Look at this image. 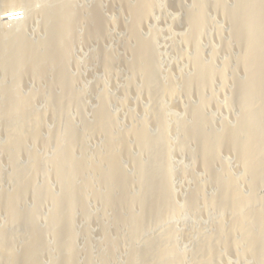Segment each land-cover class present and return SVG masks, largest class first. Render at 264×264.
Segmentation results:
<instances>
[{
  "label": "bare ground",
  "instance_id": "6f19581e",
  "mask_svg": "<svg viewBox=\"0 0 264 264\" xmlns=\"http://www.w3.org/2000/svg\"><path fill=\"white\" fill-rule=\"evenodd\" d=\"M111 1V4L113 5L118 3V7H122V9H124L128 14L127 16L129 19L131 34H125L127 35V38L126 47L124 49H127L131 52L128 54H131V57L129 58L131 63L130 70L132 72L131 78L140 83L141 89L143 91L139 90L140 92H138L141 93L142 91V93L147 96V98L145 96L144 97L152 102V106L149 114L143 112V118L141 119L142 126H140L141 128L131 130L130 138L127 140V137H123L120 131L117 130L111 123L109 117L110 104L106 99L103 100L98 130L103 133L104 139L102 155L99 154L102 156V159L100 157L98 158L100 160V166L98 167L93 168L91 161L88 163V146L86 147L85 143L87 132L85 131L84 126L82 131L84 134V142L82 140L84 153L83 156L79 155L81 157V161L76 162L75 160V157L77 158L78 156L75 155L79 154V150H77L78 153H75L77 148L75 150L73 148L74 142L72 140L70 130L71 126L69 117H72L70 116V112L72 107H74V98L71 92V87H73V85L71 84V87L69 85V69L73 67V53L78 50V34L76 32L78 31V27L83 26V28H86V44H91L92 41L93 44H96L94 41H97L103 46V43H105L103 40L107 36L106 32L108 31L106 23L107 19L104 16V7L106 1L95 0V4L93 5L92 9V18H89V21H84V24H82V21V23L79 24V20L76 21L77 16L74 17L75 11L72 9V5L76 6V4L73 3L72 0H57L55 1L56 5L54 9L48 8V5L42 6L43 8L41 10L38 9L39 11L36 10L30 16H28V20H26L23 25L19 27L20 29L15 28L16 30L19 29L18 31L8 30L4 34L3 39L0 40V100H2V104L0 105V108H2L0 111L2 112L0 113L3 115L0 126L2 125L6 129V132L8 131L7 138L5 139L6 141L4 140V142H6L5 154L6 158H10L13 161V170L15 176L14 190L11 197L13 199V207L11 205L12 213L7 216V219H9L8 223L12 225L11 227H14V224H19V222L24 221V216L26 217L25 214H20V210L23 209L22 204H19L20 198L24 197L25 199V196L23 195H25L28 190L33 189L36 193V188H38V185L36 186L37 181H35V174H28L29 176L23 183L18 181V175L16 172V169H18L16 168L18 154L21 150L25 151L26 149H29L26 148L29 146L27 143L29 139L36 144L39 142L40 136H42L40 132L41 130L33 125V116L24 114L20 108L21 96L23 92L21 86L22 81L25 80L24 78L27 76H33L39 81L40 87L42 85L44 86L45 84H51V92L53 93L52 98H54L56 101H60L58 103H62L60 110L55 108V111L61 112V114H59L60 112L58 113L59 118L61 119V125H58V127L55 129V151L57 157L56 159L54 158L53 161L54 167L56 168V173L62 180L61 183H63L62 185H59V187L62 186V189H60V193H58L61 195L62 209L59 208V211L57 212L53 211V221L51 220L54 226H51L53 227L52 231L56 234L57 240L59 242V250L54 257V259L56 258L57 261L54 259L50 261L49 259L48 261L50 264L78 263V252L75 243V231L77 227L75 220V209L78 206L75 205V201L76 199L78 200L76 202L79 203V209H81V212L84 213L87 218L89 213V190H92L93 197L91 198L96 197L98 200H103L102 213L105 221L103 223V228L101 229V232L103 233L102 236H104L101 239V241H103L102 244L109 246L110 242L114 240L118 245L117 251L120 248V245H125L126 251L129 253L127 262H124L125 264H172L173 262H176L174 261L177 256L175 255L176 244L174 243L175 239H173V227H168L167 229L164 228L163 230H160L156 236L154 235L144 240L146 243L144 250L141 251L136 246V243L139 240L138 238H140L139 236L145 232L144 229L147 227V225L149 226L150 223L155 222H151L152 220L158 219L161 216L165 217L170 213H173V205L171 201L174 200L172 199L174 197L171 195V193L174 194V192H172L173 180L171 181L170 173V130L172 131L173 127H171L172 125H169L170 122L167 118V111L165 108L167 106L165 105V94L168 93H165L160 77L156 35L154 36L155 39L152 36L154 42L148 47H144L141 41L140 32L143 25H147V23L152 24L151 20L153 19V15H155L156 12L152 6L154 7L155 5L153 4L155 3L152 0L150 2L152 6L150 5L151 8H149L147 7L149 5H146L143 3V1L141 2L138 0ZM219 1H216L217 3H215L216 5L218 4L217 6H219V3H221ZM227 1L229 3L230 0ZM233 1V11L230 9L231 12H228V10L222 9L220 6L219 8L217 6H210L209 4L204 3L201 4V2L199 3L196 0H192L193 10L188 15L185 14L186 24H184L187 25L185 27H188L190 30V33L186 36H188L187 39L189 45L195 49L196 53L194 52L195 56H193L195 58L194 62H191L192 64L190 69L192 71V80H189L190 84L188 82V85L185 87V84L182 81L179 83L183 86L182 88L186 95H189L195 91L199 95V104L201 105L199 106L200 109L199 112H197L198 114L194 115L193 111L192 113L191 111L188 112L189 115L186 120V127L183 130V134L180 138L182 140L181 144L183 145L180 147L184 148L189 146V136H193V138H195L194 141L196 140L197 143L196 153L193 151L196 157V165H198L200 168L209 169L212 172H210V174L211 177L213 176V181L217 184L214 194L215 199L212 203L209 202L210 205H207L208 200H206L207 195L205 194L206 192L204 187H195L193 194V205L201 207L203 211L200 210V212L203 213L205 210L207 211L212 207L218 209V211H228L227 219L224 218L227 215L223 218L221 215H217V222L210 230L211 236L209 237V241H198V244L200 243V253L195 256L196 264H219V261L222 257L224 258L225 252H227V250L232 251L231 254L234 252V258L239 264H252L253 262L256 264H264V195L260 196L258 193H256L258 188L264 187V0ZM20 2L25 4V8V6H27L26 4H30L32 0H0V3L6 10L9 11L10 14L13 13L14 6L16 7L15 4ZM176 3L179 4L178 6H180L181 2L180 0H176ZM78 8L80 9V6ZM78 8L77 6L76 9L74 7L75 10ZM207 10H216L218 13H220V15L225 17L228 23L231 25L230 28L232 27V34L230 35L231 38L228 37V47L225 51L231 53L234 51V48L237 49L239 52L240 61L237 63L232 61L235 65L230 63V71L228 69L227 70L228 72H231V70H238V68L241 67L239 70L241 71L242 69L245 76V84L243 88H240L243 90H239V92H237V96L234 97L233 101H231V99L228 100L230 101V106L234 101H237V103L240 105V108H237L239 110L237 111L239 113V116L237 115L239 118L236 120L237 125H235V131L230 135L223 130L222 135H220V142L215 138L214 132L210 130L211 128H207L205 111L208 109L205 107L203 93L206 91L211 92V90H213V82L215 78H218L217 76H220L218 78L220 88L227 93V74L225 72V74L222 73V76L221 74L216 75L212 70L208 73L205 70V67L202 65L204 63L202 60V48L200 49L201 41H199V37L203 26H205V12ZM14 13H16V11H14ZM77 13L76 15H78ZM206 13L208 14V12ZM6 15V18L8 19L18 16H13V14L8 15L7 13ZM85 16L86 15L84 14V17ZM86 18L88 17L86 16ZM34 19H39V21L42 20L44 22L43 26L45 25L43 27L45 31H43L45 32L44 36H46V42L43 45L44 47L42 46L44 51L43 56H31L25 48V40H27L25 39V34H27L25 32L26 29H28L27 27H29L28 24H30ZM78 33L80 35V31ZM30 34L32 35V33ZM217 37L220 44L224 46L222 43V38L219 34ZM182 48L183 49L180 50V52L184 50V47ZM237 54L235 55L236 57H238ZM106 58L102 56L99 60V63H101L103 69L105 70H103V72L108 71L113 73L116 64L115 60H113V63H109ZM109 58L111 57L109 56ZM227 66L229 65L227 64ZM240 71L235 72L238 74ZM239 87L236 86L238 89ZM44 89L45 88H43V90ZM43 90L39 95L43 94ZM37 91H39V89ZM170 96V98H172V95ZM230 106L228 108H230ZM150 118L157 120L160 123V137L157 135L159 137L157 143H151L148 136V130H150ZM209 126L210 125H208V127ZM133 144H139V146H143L149 152V155L144 156L148 160H145V162H148V165L146 166L147 168L142 165L143 159H141L142 161L140 160V169H134L137 172V176L134 175L135 177L133 179V185L135 184L134 186H137V189H139V198H135V187L133 188V185H129L126 182L127 180H125L123 175L125 171L121 173L123 171L122 167L125 165L122 164V160L125 158L124 153L126 152L127 155H129L131 146ZM224 147L229 148V154L232 151L233 154L236 153L240 158L238 161L243 170L241 168L242 172L239 175L240 179L238 181H236L237 179L235 180L234 178L236 176L233 177L232 171L227 169L228 165H226L227 168L223 167L225 164L223 165L220 155L221 149H225ZM141 148L142 147H140V149ZM215 162H219L220 164L219 166V164L216 163L219 166V171L216 169ZM76 163L80 164V166H78V168L80 167L79 176H77L75 173V170L77 169ZM144 167L146 169H144ZM143 174H146V177H144ZM206 174L209 175L207 172ZM77 177H79L81 183L76 181ZM43 181L44 180H42V182ZM44 184L47 185V183H43V189L46 187ZM245 186H247L246 189L249 192H247V194L245 193L246 189L243 190ZM47 188L50 187H46L45 190ZM45 192L43 195L48 193V191L46 193ZM33 193L31 192L32 195ZM245 194L249 196L248 199L243 198L245 197L243 196ZM210 197L209 199H212ZM245 200H248L247 204L249 205H245ZM111 206L114 207V211H111L112 214L108 209ZM135 211L141 213L140 216L137 214L139 217H135L136 215L134 216ZM218 211L216 213H218ZM198 213L199 211L197 214ZM36 221V225L27 235V239L21 241L19 244H22L23 247H16L14 237L12 238L10 248L4 253L0 254V264H42L44 259L41 256V252L46 250L47 253H49L48 251L50 249V244L49 239L47 241H45L44 238H42L43 241L40 240V220L37 219ZM85 224V233H87L86 236L89 237L91 234L88 227L89 223L85 222ZM137 224L140 228L137 227ZM155 225H157V223H154V226ZM147 229L148 228H146V230ZM8 232L10 233V231ZM55 234L53 236H55ZM43 243L44 246L41 247ZM109 250H104V257L101 259L103 264H108L111 259V250ZM91 251L92 249L90 250V247L87 246L89 260H91ZM226 260H228V258Z\"/></svg>",
  "mask_w": 264,
  "mask_h": 264
},
{
  "label": "rangeland",
  "instance_id": "374dc122",
  "mask_svg": "<svg viewBox=\"0 0 264 264\" xmlns=\"http://www.w3.org/2000/svg\"><path fill=\"white\" fill-rule=\"evenodd\" d=\"M55 1L57 0H51V1L50 0H34V1L32 0L33 3L31 2L32 4L31 3L26 4L27 6H25V8H24L25 4H22L21 2H20L21 4L16 3L15 4L16 7L14 6V9H13L14 11H16V13H14L13 11V13L11 14H13V16L14 15H18V16H14L9 19L6 18L7 16L6 13L8 15H11V14L0 3V40L3 39L4 34L8 30H16L17 28L21 27L23 23L26 20H28V16H30L33 12H35L38 9L41 10L43 8L42 6L48 5V8L54 9L56 5ZM72 1L73 3L76 4L77 8L80 6V9L78 8L79 10L78 9L75 10L76 6L72 5L73 7L72 9L73 11H75L74 17L77 16L76 21L79 20V24L82 22H83L82 24H84V21L85 22L89 21L88 19L92 18L91 17L92 11H93L92 9H93V5L95 4V0H81V1L72 0ZM105 1H106V4L104 7L105 8L104 16L107 19L106 23H107V28H108V31L106 32L107 36L103 40V42L105 43L102 42L103 46L100 44V42H97V41H94V43L96 44H93V41L91 44H88V43L86 44L87 42L85 38L86 28H83V26L78 27L77 28L78 31H76L78 34V41H77L78 50L75 51L76 53L75 52L73 53V67L69 69V81H70L69 85L70 87L73 85V87H71L72 89L71 92L74 98L73 106L75 107V108L72 107V110L70 112V116H72V117H69L70 126H71L70 130H71L72 140L74 142L73 148L74 150L77 148L76 151L79 150V154L75 155V156L78 155L77 156L78 159L75 157V160L76 162L81 161L80 156H83V153H84L83 151L84 146H82L84 142V139H83L84 134L82 132L83 126H84L85 131L87 132V137L85 138L86 147L88 146L87 156H89V159L87 160H88V163H90L91 161V165L93 168L100 166V160L98 158L102 157L100 155H102V151H103L102 147H103V139H104L103 137L104 136H103V133L98 130L100 118H101L103 100L106 99L110 104L108 105H109V115H110L109 117H110L111 123L117 130L120 131L123 137L125 138L127 137V140L130 138L131 130H136L138 128H141L140 127L142 126L141 119L143 118L142 114L143 112H145L146 114H149V111L151 110V106H152V102L149 99H146L147 96H145V94L142 93L143 90L141 89L140 83L138 81L136 82L135 79L131 78L132 72L130 70L131 63L129 60V58L131 57V54L128 55L131 52L127 49H124L126 47L127 35L131 34V29L129 27L130 26L129 19L127 16L128 14L125 12L124 9H122V7H118V3L113 5L111 4L112 3L111 0H105ZM138 1H141V2L143 1V3H145L146 5H149L147 6L149 8H151L150 5L152 6V4H150L152 0H138ZM153 1L155 3L153 5L155 6L154 7L152 6V8H154L156 12H155V15H153V19L151 20L152 24L147 23V25L146 24L143 25L140 32H141V41L144 47H148L149 45H151L154 42L153 38L156 35L157 47H158L157 51L159 52V53L157 52V54H158V61H159V67H160V77H161L163 89L165 93H168V94H165V105H167L165 108L167 111V118L170 122L169 125L170 126L172 125L171 127H173L172 131L170 130V133H171L170 134L171 135V138H170L171 140V143H170L171 144L170 173H171V181L173 180L172 182L173 191L172 192H174V194L171 193V195L174 197L172 198L174 200L171 201L173 205L172 206L173 213H170L169 215L165 217L161 216L158 219L152 220L151 222L155 221L154 223L155 224L157 223V225L154 226V223H150L149 226L147 225L146 228L148 229L146 230L145 228L144 229L145 232H143L139 236L140 238H138L139 240L136 243V246L137 248H139V250L141 251L144 250L145 245H146L144 240L154 235L156 236L157 233H159V231L163 230L164 228L167 229L168 227H173V230H174L173 239H175L174 243L176 244L175 255L177 256V257L175 256L176 258L174 260L176 262H173V263L174 264H196L195 256L200 253V245H199L200 243L198 244V241L199 242L202 240L209 241V237L211 236L210 230L213 227V225L217 222V215L219 214L223 218L224 216L228 214V211L227 210L218 211V209L212 207V208H209L207 211L205 210L206 212L204 211L203 213V212H200V210L203 211L201 207L199 206L197 207V205H193V202H194L193 194H194L195 187H200V186L202 188L204 187V190L206 192L205 194L207 195L206 200H208L207 205H210V203H212L215 199L214 194H215L217 184L213 181V178H212L213 176L211 177V174H210L211 171L209 169L200 168L198 165H196L195 153L197 149L196 148L197 143H196V140L194 141L195 138H193V136H189L190 137L189 138L190 140H188L189 146H186L184 148L180 147L183 145L181 144L182 140L180 138H181V135L183 134V130L186 127V120L189 115L188 112L191 111L192 113L193 111L194 115L198 114L197 112H199V109H200L199 106L201 105L199 104L200 103L199 95L195 91L192 92L193 94L191 93L189 95H186L185 91L182 88L183 86L180 85L179 83L180 81H182L186 87L188 85V82L190 84V81L192 80V75H191L192 71L190 68H191V64L195 60L193 56H195L194 52L196 53V51L191 45H189V42L187 39L188 36H186L190 33V30L188 27H185L187 26L185 25L186 24L185 16L192 12L193 2L192 0H187V1L180 0L181 3H180V6H178L179 4L176 3V0H153ZM196 1H198L199 3L201 2V4L204 3V4H209L210 6L213 5L216 7L218 4L216 5L215 3H217L219 0H196ZM230 1L228 3L227 0H220L219 2L221 3H219L220 4L219 6L222 7V9H226L228 10V12H231V10L233 11L234 5H232V3L234 1L233 0H230ZM206 12H208V14ZM206 12H205V18H206L205 26H203V29L200 32V37L201 36L202 37L201 38L199 37L200 39L199 41H201L200 49L201 48L203 49V50L201 49L202 58H203L202 60L204 63L202 65L205 67V70L208 73L212 70L214 71L216 75L221 74L222 76L223 74H225V72L227 74V88H228L226 90L227 93L224 92L219 86L218 78L220 76H217L218 78H215L213 82V87H212L213 90H211V92L206 91L203 93L204 94L203 97L205 99V107L208 109L206 110L205 108L207 128L209 129L211 128L210 130L214 132L215 138L217 139V141L220 142L221 141L220 135H222L223 130L230 135L232 134V132L235 131V125H237L236 120H238L239 118L238 117L239 113L237 112L239 110L237 108H240V105L239 103H237V101L236 102L234 101L233 103L231 102L232 104L230 106V101L228 100L231 99V101H233L234 97L237 96L236 95L237 92H239V90L240 91L243 90L240 88H243L245 84L244 82L245 76H244V72L242 71V69H241L242 72L239 70V68L241 67H239L238 70L236 69V70H231V72H228V70L230 71V65L233 64L232 61H234L235 63L240 61L239 52L237 49L234 48V51L232 50L233 52L231 53H228L225 51L228 47V40L229 38H231L230 35L232 34V27L230 28L231 25L228 23L226 18L220 15V13H218L216 10L214 11L207 10ZM76 13L79 15V17L81 16L80 19L78 15H76ZM83 13L88 18H86V16L84 17ZM81 18L84 20H82ZM33 21L34 22L37 21V22L34 23ZM38 21L39 19L32 20L31 22L32 24L31 23L28 24L29 27H27L28 29H26V32H25L27 33L25 34V36L27 37V38L25 37V39H27L25 40V48L31 56H37V55L43 56L44 55L43 45L46 42L45 40L46 36H44L45 30L43 29V27L45 25L43 26L44 22L42 20H40L39 22ZM79 31H80V35L78 33ZM30 33H32V35ZM218 34L222 38V43L224 46H222L220 42L218 41V37H217ZM182 47H184V50L180 52V50L183 49ZM223 47H226V48H223ZM236 54L238 55V57L235 56ZM102 56L104 58L107 57L106 60L109 63H113V60H115L116 64H115L113 73L108 72V71H107L108 73L103 72L104 70L103 66L101 65V63H99L100 57ZM109 56L111 58H109ZM227 64L229 66H227ZM225 67H228V68H225ZM235 71L237 72L240 71V72L237 74V72ZM189 73H190V76H189ZM24 79L26 81L23 80L21 83L23 92L21 96L22 104L20 103L21 105L20 108L22 109L24 114L33 116L32 117L33 125L36 128H39L41 130L40 132L42 136H40V139H39L40 143L37 142L36 144L35 142H32L30 139L29 140L27 139L28 140L27 143L29 144V146L26 148H29V149H26L27 151L21 150L19 152L18 159L16 162V165H17L16 168L18 169H16V172L18 175V181L19 182L21 181L22 183L27 179L30 173L35 174V181H37L36 186L38 185L37 186L38 188H36L37 189L36 193L33 189L28 190V192H26L25 195H23L25 196V199L24 197L20 198L19 204L20 205L22 204L23 206L22 207L23 209L20 210V214L21 215L25 214L26 217L24 216L25 218L24 221L19 222V224H14V227H11L12 225L8 223L9 219H7L8 218L7 216L12 213V207H13V199L11 197H12V193L14 190V184H15L14 182L15 176H14V170H13L14 164L10 158H6V154H5L6 153L5 152L6 142H4V140L7 138L8 131L6 132V129L1 125L0 126V195H1L0 196V216H1L0 217L1 218L0 219V254L4 253L6 250L10 248L11 240L13 237H14V241L16 242L15 246L18 248L23 247L22 244L21 245L19 244L21 243V241H24L27 239V235L29 234L31 229L35 227L36 222H37L36 220L38 219L41 221V222L39 221V228L41 232V233L39 232V235L41 234L40 240L43 241L42 238H44L45 241L49 239V244H50L49 246L50 249L48 251L49 253H47L46 250H43L41 252L42 254L41 256L44 259L42 261V264H50L48 260L50 259V261H52V259H54L55 255L58 253L57 251L59 250V247H58L59 242L57 240V236L52 231L54 227L52 223L53 221L52 215H53V211L57 212L59 211V208L62 209L61 195L58 193H60V189H62V186L59 187V185H62L63 183H61L62 180L60 179L59 175L56 173V168L54 167L53 161H54V158L56 159L57 157L56 151H55L56 150L55 129L58 127V125H61V119L59 118V114H61V112L55 111V108L60 110L62 103H58L60 101H56L54 98H52L53 93L51 92V89H52L51 84L49 85L45 84L44 86L42 85L40 87L39 81L36 80L37 78L33 76L32 77L27 76ZM236 86L239 87V89L236 88ZM46 87L48 88V90ZM43 88L45 89L43 90ZM38 89L39 91H37ZM42 90H43L42 92L43 94L39 95ZM139 90H142L141 93H139L140 92ZM170 95H172L173 99L170 98L171 97ZM1 104H2V100H0V105ZM229 106L230 108H228ZM232 106L233 107L235 106V107L233 108ZM201 107H204V106H201ZM0 110H2V108H0ZM2 117L3 115L0 113V120L2 119ZM151 120L149 122L150 130H148V134H149L148 136H149L151 143H157L160 137V133H159L160 123L157 120H153V119ZM0 122H2V120ZM208 125L210 126L208 127ZM95 138L99 140H96ZM140 147L142 148L140 149ZM224 148L225 149L223 148L221 149V155H220L223 165L225 164V166L223 167L227 168L226 165H228L227 169H229V171H232L233 177L236 176L237 178L236 177L234 178L235 180L237 179L236 181H238L240 179L239 175L243 170L242 166L240 165L238 161L240 158L236 153L233 154L232 151L229 154L230 152L228 151L229 148L227 147H224ZM138 149H140L142 152ZM76 151L75 153H78V151L77 152ZM143 151H144V154L145 153L147 154L144 155ZM146 155H149V152L143 146L141 145L139 146V144L138 145L133 144L131 146V151L129 155H127L126 152L124 153L125 158H123L122 164L123 165L125 164V165L122 167L123 171L121 173L125 171L124 173L126 174L123 173V175H124L125 180H127L126 182L129 185H133V179L135 176H137V172L134 169L138 170L141 167L140 160L143 159V161L141 160L143 166L146 167L148 165V162H145V160L147 159L144 156ZM216 163L219 164V162H215L216 169L217 171H219L218 167L220 166V164L218 166ZM76 165H77L76 166L77 169L79 170L76 169L77 171L75 170V173L77 176H79L80 167L78 168V166H80V164L76 163ZM145 167L144 169L147 168ZM206 172L209 173V175L206 174ZM143 175L144 177H146V174H143ZM76 179H77L76 180L77 182L81 183V180L79 179V177H77ZM42 180L44 181L42 182ZM44 182L47 183V185L44 184V186L50 187V188H47L48 190L47 189L45 190L46 187H44L43 189L42 186ZM134 185H133V188L135 187ZM137 185H138V182H137ZM246 188L247 186H245L243 190H245ZM135 190L136 191H134V195L136 198L139 196V192H138L139 189H137V186L135 187ZM257 190L258 191H256V193H258V195L260 196L264 195V187H260ZM33 191L35 194L33 193ZM43 191L44 192L48 191V193L45 192L46 195L45 194L43 195L44 193ZM31 192L33 193V195L31 194ZM247 192L248 190L246 189L245 193L247 194ZM88 193L90 196H89V208H88L89 213H88L87 218L84 215V213L81 212V209H79L80 208L79 203L76 202L78 200L76 199L75 201V205L78 206L75 209L77 211V212L75 211V220H76V226H77L76 231H75L76 232L75 233V238H76L75 243H76L77 252H78L77 254L78 263L77 264H103V262H101L102 261L101 259L104 257V250H109V247H110L112 254L110 252L111 259L108 264H125L127 262L128 254H129L126 251L125 245L124 246L120 245L119 246L120 248L117 251L118 245H117V242L114 240L110 242L109 246H107L106 244L105 245L102 244L103 241H101V239L104 236H102L103 233L101 232V229L103 228V223L105 221L103 217V213H102L103 200L102 199L98 200V198L96 197H94L95 199L91 198L93 197L92 190L91 191L89 190ZM246 194L243 195L245 196L243 198L248 199L249 196ZM33 196H35L36 198ZM209 197L212 199H209ZM247 201L245 202V205H249L247 204L248 203ZM111 207H109L108 209H109V212L112 214V212L114 211L113 210L114 207L113 206ZM77 208L79 209V212ZM196 209L199 211L198 214H197L198 211ZM209 211L211 214L209 213ZM217 211L218 213H216ZM137 214L140 216L141 213L140 212L138 213V211H135L134 216L136 215L135 217H139ZM224 218L227 219L228 215ZM85 222L89 223L88 227L90 229V233L91 234L94 233L92 235L90 234L91 237L86 236L87 233H85L86 231ZM15 225H16V228H15ZM137 227L140 228L139 225ZM42 230H43V233H42ZM8 231H10V233ZM54 234L55 236H53ZM43 246H44V243L41 245V247ZM87 246L90 247V250L92 249V251L90 252L91 260H89V257L87 254ZM120 249H121V252H120ZM231 252L232 251L227 250V252H225L224 258L222 257L221 260L219 261V264H239L238 262H236V259L234 258L235 257L234 252L233 254H231ZM45 258L46 259L48 258V259L46 260ZM227 258L228 260H226ZM54 260L57 261L56 258Z\"/></svg>",
  "mask_w": 264,
  "mask_h": 264
}]
</instances>
